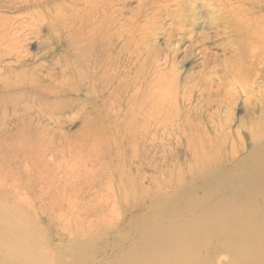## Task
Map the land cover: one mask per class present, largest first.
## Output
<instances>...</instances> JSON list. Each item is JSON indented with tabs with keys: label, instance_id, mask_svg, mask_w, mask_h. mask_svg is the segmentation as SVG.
<instances>
[{
	"label": "rangeland",
	"instance_id": "1",
	"mask_svg": "<svg viewBox=\"0 0 264 264\" xmlns=\"http://www.w3.org/2000/svg\"><path fill=\"white\" fill-rule=\"evenodd\" d=\"M94 1L96 0H0V264H51L52 261L54 262L52 264H131L132 261L133 264H179V262L182 264H264V108L262 109L264 106V87H262L264 86V64L259 60L252 61L253 59H249L245 64L248 50L243 53V47L242 51L237 46L236 48L232 47L231 44H228L229 39L226 38L224 32L220 31V27H211L207 23L204 24V20L208 18V13H210L207 5L209 2L205 0L207 3L203 0H185L184 4L180 3L179 5L173 4V0H114L117 4L115 15L119 22L116 20L117 24L114 23L108 28L110 30L120 29L118 31L122 35V40L127 41L128 33L136 40H141L145 48L144 51L149 56L151 55L154 58L153 63L157 64L154 67L155 72L161 70L169 72V78H171V80L168 79L169 82L171 81L169 85L172 84V93L176 94L172 98L170 97L169 102L172 105L168 106L167 113L164 112V116L167 118L160 114L157 118L153 117L150 122L145 121L142 117L137 116L139 114L135 108L136 101H134L136 98L132 96L135 90L132 81L133 74L129 70L132 64L127 62V52L131 43L128 41L130 44L125 48L120 45L123 41L116 44L115 41L105 48L95 47L94 51L71 46L73 44L70 42V37L79 35L78 38H85V31L88 28H91V30L98 28L100 17L95 12L93 15L90 14L91 3ZM199 1L201 2L199 3ZM263 1L260 0L261 4H264ZM215 6V4L211 5L213 11L217 12L218 6ZM193 11V20L197 23V27L193 32L196 37L198 36V43L188 48V45H190L189 39H183V34L179 31V25L181 19H187L190 16L188 13L191 12L192 15ZM53 23L57 25L54 32L52 31ZM14 24H16V27ZM160 24L161 28H159ZM250 26L249 24L248 27ZM248 27L246 35L251 34L250 38H254L256 29L252 26ZM11 29H14V31L20 29L21 36L25 37V40H22L23 45L20 49V54L24 59L20 64L19 60L22 58L18 60L11 54H9V58L5 57V34L3 33H5V30L9 33L13 32ZM202 33L208 34L207 37H201ZM240 43L242 45V42ZM233 52L237 56L236 61L240 74L244 73L241 78L239 74V79L244 85L245 79H247L246 84L251 90V95L247 94L249 92L247 87L243 91L240 84H235L232 74L230 71L227 72L231 69V64L229 65L227 60L232 58ZM241 52L243 54L239 55ZM79 55L83 57L81 56L79 59ZM107 56H110V58ZM85 57L86 59H84ZM136 60L138 63H143L140 59ZM14 70L20 72L19 77L23 76V79L20 78L21 81L18 80L19 77ZM48 74H52L53 78L59 81L61 80L59 85L55 86L45 79L44 77ZM248 79L252 81L251 84ZM5 81L9 84H5ZM30 81L32 82L30 83ZM64 82L65 85L61 86ZM49 85L57 91L53 90L54 88L51 89L52 87ZM257 89H259V95H257ZM127 107H129L128 110ZM121 120L123 121L121 122ZM38 129L40 133L36 131ZM35 132L38 134L36 135ZM96 134L98 135L96 136ZM136 135L137 138L135 139ZM27 138H29L28 144L26 143ZM149 138L151 141L148 140ZM104 139H107V142ZM100 141L102 142L100 143ZM116 141L119 143L116 144ZM90 143L95 144H93L94 149ZM202 146L204 149H201ZM116 147L117 151H115ZM211 147L213 148L210 149ZM94 150L96 152L98 150L100 153H96ZM249 150L252 151L248 152ZM41 151L43 153H40ZM231 152L234 153V156ZM256 154H258V157ZM220 155H222L221 158ZM207 156L209 160H207ZM229 156H232V159L231 157L229 159ZM214 157H216L215 161ZM14 158L15 160H13ZM121 158H123V161ZM199 163L205 165L202 166ZM126 164L129 166L127 167ZM234 164H237V166ZM195 165H200V168L195 167ZM251 166L254 167V171L251 170ZM239 167L241 168L240 171ZM255 167L261 169L258 168L257 171ZM207 168L210 173H207ZM230 169L232 170L230 171ZM87 170H89L88 173ZM220 171L222 175L225 174L226 176H222ZM234 171L237 172L232 173ZM216 173L217 175H215ZM151 175L152 177L155 175V179ZM151 181H154V183ZM237 184H239V187H236ZM242 185L245 188L247 186V188L245 189ZM232 187H235L236 190ZM213 188L219 192L217 193L216 190L212 192ZM256 188L261 191H257ZM188 189L191 191H188ZM174 190L175 192H173ZM184 192L186 195L183 194ZM159 193L164 195L160 197ZM174 193H177L176 196H178L176 197ZM202 193H205L206 196L203 195V197ZM232 193H234V196ZM19 194L22 197H19ZM172 194L174 195L171 196ZM257 194L259 195L257 196ZM187 195L191 196L192 199L197 198L192 200ZM219 195H223L224 200L222 197H218ZM168 196L173 197L172 199L175 201L169 199L170 197L167 199ZM253 196H255L256 201L255 199L252 200ZM216 198L222 203L216 201ZM249 198L252 200L251 202H249ZM69 199L71 200L69 201ZM212 199L214 202H212ZM198 200L199 202L203 200V202L199 204ZM165 202L167 205L170 202V205L167 206ZM246 202H249L247 204L253 203V205H250L255 207L259 202L257 206L261 205L262 209L260 207L254 209L253 207L251 210L249 209L251 206H246ZM171 203H174V205ZM207 203L209 205L208 209ZM239 204H243V206L240 207ZM176 205L177 207H175ZM236 205H239L238 207L243 211L237 208ZM148 206L151 208L150 210ZM244 206H246L245 209ZM166 208L167 210L169 208V212L165 210ZM215 208L216 210H214ZM221 208L223 211L222 219L220 217L219 220H215L214 217H219L217 214L222 213ZM248 209L251 210L250 212L254 211L255 214L252 212V216ZM159 210L162 211L161 214ZM230 210L236 212V214ZM223 215L227 218H224ZM228 215L232 216L231 220ZM241 218L242 220L245 219L244 225ZM225 219L226 221H224ZM142 220L143 222H140ZM255 221L258 224H254L253 227ZM247 223H251L250 226ZM130 224L132 226H129ZM195 224L198 226L194 227ZM231 224L232 226H229ZM237 224L243 226L240 227L242 229L237 228ZM138 225L141 226L138 227ZM228 226L232 227L233 230L236 227L239 232L242 231L243 233L233 231L232 228L228 229ZM261 226L263 227L261 228ZM140 229L141 231H139ZM126 230L128 231L126 232ZM206 230L211 233L215 232L213 233L215 235H209L210 233H207ZM219 230L220 232H218ZM221 230L223 231L221 232ZM231 230L232 232H230ZM217 233L220 236L227 233L225 235L227 237L223 236L221 239ZM231 234H234V238ZM149 237L153 238L150 239ZM185 237L189 239L187 241L189 243L186 242L178 246L177 243L182 242L181 240ZM224 238H228L229 241H226L230 243H226ZM219 239L223 242H220ZM135 240L139 243H136ZM130 246L134 248L130 249ZM173 247H177L176 251L172 249ZM157 248L160 251L156 250ZM151 249L152 251L156 250V252L154 251L156 254L152 252L149 257L148 254L151 253ZM145 250L147 251L145 252ZM52 252L53 256H51ZM145 253L147 255L143 256ZM24 255L27 257H23ZM188 259L190 260L187 261ZM149 260L151 261L149 262ZM161 260L162 263H160Z\"/></svg>",
	"mask_w": 264,
	"mask_h": 264
},
{
	"label": "bare ground",
	"instance_id": "2",
	"mask_svg": "<svg viewBox=\"0 0 264 264\" xmlns=\"http://www.w3.org/2000/svg\"><path fill=\"white\" fill-rule=\"evenodd\" d=\"M185 0H173L172 2H174L173 4H175V5H179L180 3L181 4H184L185 2H184ZM197 1V0H196ZM204 1V0H203ZM205 1H207V2H209V4L207 3V2H205ZM204 2L205 3H207V5L209 6V11H210V13H208V18L206 19V20H204L205 22H204V24L205 23H207L208 24V26L209 25H211V27H220L221 29H220V31H222V32H224V34L226 35V38L227 39H229V42H228V44H231V46L232 47H234V48H236V46L238 47V48H240L241 50L240 51H242V47L244 48V52L243 53H245L247 50L249 51V52H247L248 53V55H246V59H247V61H245V64H247V62H248V60L249 59H253L252 61H255V60H259L262 64H264V4H261V2H260V0H205ZM263 1V0H262ZM201 1H199V3H200ZM264 2V1H263ZM88 3V2H87ZM190 3H191V1H190ZM92 5H91V13L90 14H92L93 15V13L95 12L96 14H98L97 16L98 17H100L99 19H98V28H94V29H92L91 30V28H88L86 31H85V38H78L79 37V35H76V36H72V37H70V42L73 44V45H71L72 47H77V48H83V49H85V48H87V49H89V50H91V51H94L95 50V47H98V46H101V47H103V48H105L106 46H109V44H111V43H113V42H115V44L117 43V42H119V41H123L120 45H121V47H125V48H127L128 47V45L130 44V48H129V51L127 52L128 53V55H127V62H130L131 64H132V66L130 67V71H131V73L133 74V77H132V81L134 82V87H135V90L133 91V97L134 98H136V99H134V101H136V103H135V108H136V110H137V113L139 114V115H137V116H140V117H142L143 119H145V121H148V122H150L151 120H153V117H155V118H157V116L158 115H160V114H163V116H164V112H166V111H168L167 110V108H168V106L169 105H172V104H170V97L172 98V96L173 95H176V94H173L172 93V89H171V85H169V83L171 82H169L168 81V79L169 80H171V78H169L170 77V75H169V72L167 71V70H161V71H159V72H155V68L154 67H156V63L154 62L153 63V59L154 58H152L151 57V55L149 56L144 50H145V48H144V46H143V44H142V42H141V40H136L130 33H128L127 34V38H126V40L127 41H125V40H122V35L120 34V32L118 31V30H120V29H111V30H113V31H111L109 28H110V26L111 25H113L114 23H115V25L117 24L116 22L118 21V19H117V17H116V13H117V10H116V7H117V4L115 3V1L114 0H96V1H94V2H92L91 3ZM204 4V3H203ZM216 5L215 7H217L218 6V10H217V12L216 11H213V9H212V7H211V5ZM185 5H187V4H185ZM191 6L193 5V4H190ZM203 7V6H202ZM179 8V7H178ZM196 8V7H195ZM210 8H211V10H210ZM180 9V8H179ZM192 9H194V8H192ZM196 10V9H195ZM179 12V11H178ZM187 12V11H186ZM216 12V13H215ZM205 13V12H204ZM86 14H88V13H86ZM85 14V15H86ZM95 14V15H96ZM190 16H188L187 17V19H185L184 18V20L183 19H181V24L179 25L180 26V29H179V31H180V33L181 34H183V39H189V42H190V45H188V48L189 47H192L193 45H195V44H197L198 43V40H197V37H196V35L194 34V32H193V30L197 27V23H196V21H194L193 20V17H194V11H193V14L191 15V12H189L188 13ZM86 16H89V15H86ZM180 16V15H179ZM32 17V16H31ZM184 17V16H183ZM190 18V19H189ZM32 19V18H31ZM189 19V20H188ZM117 20V21H116ZM119 22V21H118ZM12 23V22H11ZM24 24V23H23ZM251 25L252 26V28H255L256 30H255V37L253 38V37H251L250 38V36H251V34H247L246 35V29H247V27H248V25ZM15 25V27H16V24H14ZM13 25V26H14ZM20 25V24H19ZM243 25H247V26H243ZM12 26V27H13ZM106 26V27H105ZM206 26V25H205ZM250 26V27H251ZM25 27V26H24ZM56 27H57V25L56 24H54L53 23V32L56 30ZM109 27V28H108ZM162 26H161V24H160V26H159V28H161ZM250 27H248V28H250ZM10 28V27H9ZM22 28V27H21ZM105 28V29H104ZM241 28V29H240ZM170 29V28H169ZM12 30V29H11ZM165 30V29H164ZM7 31H8V29H7ZM6 30H5V33H3V34H5V46H4V44H2L4 47H5V57H7V58H9V54H11L12 56H14L15 58H17L18 60L20 59V58H22V59H20L19 60V64H20V62L24 59L22 56H21V54H20V49L22 48V45H23V39L25 38V37H23V36H21L22 35V32H21V30L19 29V30H16V31H14V29L12 30L13 32H7ZM27 31V30H26ZM130 31V30H129ZM173 31V30H172ZM1 33H2V31H1ZM250 33H252V32H250ZM171 34V33H170ZM254 34V33H253ZM24 35V34H23ZM208 35V34H207ZM207 35H205L204 33H202L200 36L201 37H207ZM4 36V35H3ZM25 36V35H24ZM58 36V35H57ZM210 36V35H209ZM59 38V37H58ZM3 39V38H2ZM180 39L182 40V38L180 37ZM25 40V39H24ZM27 40V39H26ZM204 40V39H203ZM202 40V41H203ZM250 40V41H249ZM252 40V41H251ZM69 41V40H68ZM130 43H129V42ZM176 41V40H175ZM205 41V40H204ZM227 41V40H226ZM240 42H242V45H241V43ZM70 43V44H71ZM250 43V44H249ZM249 45H251V46H249ZM1 46V45H0ZM70 46V47H71ZM3 47V48H4ZM25 47V46H24ZM2 48V47H1ZM2 48V49H3ZM119 48V47H118ZM125 48H124V50H125ZM237 48V49H238ZM98 49V48H97ZM110 49V48H109ZM72 50V49H71ZM111 50V49H110ZM236 50V49H235ZM109 51V50H108ZM121 51V50H120ZM123 51V50H122ZM74 52V51H73ZM77 52V51H76ZM22 53H24V52H22ZM72 53V52H71ZM83 53V52H82ZM96 53V52H95ZM108 53V52H107ZM113 53V52H112ZM119 53V52H118ZM242 52H241V54H239V55H242L243 54ZM103 54V53H102ZM109 54V53H108ZM110 55V54H109ZM12 56H11V58H12ZM77 56V55H76ZM82 56V55H81ZM80 55H79V59H80V57H81ZM247 56H248V58H247ZM83 57V56H82ZM108 57V56H107ZM71 58H72V56H71ZM108 58H110V56L108 57ZM114 58V57H113ZM84 59H86V57L84 58ZM83 59V60H84ZM136 59H140V60H142L143 61V63H138V61L136 60ZM236 59H237V56L234 54V52H233V55H232V58H230L229 60H227V63L230 65L231 64V69L230 70H228L227 68H226V70H228L227 72H229L230 71V73L232 74V79L234 80V83L235 84H240V88H242V90L243 91H245L246 90V87L248 88V90H249V86L246 84V82H247V79H245V85L244 84H242V82L240 81V79H239V74H240V72H239V67H238V63H237V61H236ZM67 60V59H66ZM76 60V59H75ZM240 60V59H239ZM17 61V60H16ZM132 61V62H131ZM18 62V61H17ZM68 62V61H67ZM84 62H86V61H84ZM119 62H120V60H119ZM124 62V61H123ZM71 63H72V61H71ZM73 63H75V62H73ZM88 63V62H87ZM114 63V62H113ZM112 63V64H113ZM239 63H240V61H239ZM11 64H13V63H11ZM60 64V63H59ZM121 64V63H120ZM119 64V65H120ZM251 64V63H250ZM257 64V63H256ZM9 65V64H8ZM14 65V64H13ZM122 65V64H121ZM120 65V66H121ZM124 65V64H123ZM155 65V66H154ZM168 65V64H167ZM20 66V65H19ZM80 66V65H79ZM115 66H116V64H115ZM120 66H119V68H120ZM224 66H225V63H224ZM253 66V65H252ZM5 67H6V65H5ZM10 67V66H9ZM73 67V66H72ZM158 67V66H157ZM25 68V67H24ZM66 68V67H65ZM79 68H81V67H79ZM79 68H78V70H79ZM19 70H20V68H18ZM77 69V68H76ZM8 70V69H7ZM11 70V69H10ZM66 70V69H65ZM71 70V69H70ZM78 70H77V72H78ZM84 70V69H83ZM259 70V69H258ZM257 70V71H258ZM15 72H17V76L19 75V71H16V70H14ZM14 71H13V73H14ZM80 71V70H79ZM119 71H120V69H119ZM238 71V72H237ZM68 72H69V70H68ZM170 72H171V70H170ZM260 72V71H259ZM10 73V72H9ZM32 73V72H31ZM63 73V72H62ZM73 73V72H72ZM229 73V74H230ZM255 73H256V71H255ZM81 74H83V73H81ZM81 74H80V76H81ZM174 74V73H173ZM260 74V73H259ZM10 75H11V73H10ZM25 75V74H24ZM70 75V74H69ZM72 75V74H71ZM172 75V74H171ZM244 75V73H241L240 74V78L242 77ZM33 76V75H32ZM45 76V75H44ZM79 76V77H80ZM85 76V75H84ZM129 76V75H128ZM261 76V75H260ZM19 77V76H18ZM30 77V76H29ZM54 76L51 74V75H49L48 74V76L46 75V77H44L45 79H47V80H49L51 83H53L55 86H57V84L59 85V82L61 81H59V80H57V79H55V78H53ZM73 77V76H72ZM71 77V78H72ZM86 77V76H85ZM9 78V77H8ZM8 78H7V80H8ZM20 78L21 79H23V76H20L19 77V81H21L20 80ZM37 78V77H36ZM35 78V79H36ZM129 78V77H128ZM127 78V79H128ZM251 79H252V77H250ZM254 78V77H253ZM260 78V77H259ZM262 78H263V76H262ZM14 79H16V78H14ZM78 79H81V78H78ZM83 79V78H82ZM9 80H10V78H9ZM8 80V81H9ZM13 80V79H12ZM32 80H33V78H32ZM77 80V79H76ZM87 80V79H86ZM173 80H175V79H173ZM243 80V79H242ZM249 80V79H248ZM11 81V80H10ZM249 81H251V80H249ZM252 81H253V79H252ZM252 81L250 82V84L252 83ZM257 81V80H256ZM32 81H30V83H31ZM34 82V81H33ZM35 82H37V81H35ZM130 82V81H129ZM233 82V81H232ZM241 82V83H240ZM18 83V82H17ZM20 83V82H19ZM82 83V82H81ZM186 83V82H185ZM229 83V82H228ZM5 84H9V82H7V81H5ZM10 84H12V83H10ZM13 84H15V82H13ZM12 84V85H13ZM49 84V83H48ZM76 84V83H75ZM80 84V83H79ZM174 84H175V82H174ZM36 86H37V84H35ZM62 85H65V82L64 83H62L61 84V86ZM74 85V84H73ZM176 85H177V83H176ZM188 85V84H187ZM253 85V84H252ZM16 86V85H15ZM19 86V85H18ZM50 86V85H49ZM174 86V85H173ZM173 86H172V88H173ZM185 86V85H184ZM229 86V85H228ZM234 86V85H233ZM257 86H258V84H257ZM32 87H33V84H32ZM50 87H52L51 89H53L54 87L53 86H50ZM133 87V88H134ZM175 87V86H174ZM181 87V86H180ZM262 87H264V86H262ZM11 88V87H10ZM19 88V87H18ZM57 88V87H56ZM77 88V87H76ZM132 88V89H133ZM189 88V87H188ZM234 88V87H233ZM239 88V89H240ZM258 88V87H257ZM260 88V87H259ZM33 89V88H32ZM51 89H50V91H51ZM69 89V88H68ZM176 89V88H175ZM174 89V90H175ZM193 89V88H192ZM250 89H251V87H250ZM53 90H56L57 91V89H53ZM75 90V89H74ZM78 90H79V88H78ZM173 90V91H174ZM259 89H257L256 90V92H257V95H259L258 94V91ZM263 90V89H262ZM38 91V90H37ZM55 91V92H56ZM184 91V90H183ZM185 91H186V89H185ZM176 92V91H175ZM250 92H251V90H249V92L247 93L248 95H251L250 94ZM76 93V92H75ZM182 93V92H181ZM208 93V92H207ZM254 93V92H253ZM264 93V92H263ZM49 94H51L50 92H49ZM58 94V93H57ZM74 94V93H73ZM187 94V93H186ZM262 94V93H261ZM13 95H14V93H13ZM17 95H19V94H17ZM189 95H190V93H189ZM188 95V96H189ZM21 96H22V94H21ZM32 96V95H31ZM183 96H184V94H183ZM255 96V95H254ZM28 97V96H27ZM26 97V100L28 99ZM37 97V96H36ZM187 97V96H186ZM262 97V96H261ZM13 98H15V97H13ZM130 98V97H129ZM254 98H256V97H254ZM253 98V99H254ZM7 100H8V98H6ZM31 99V98H30ZM41 99V98H40ZM257 99V98H256ZM19 100H20V98H19ZM175 100V99H174ZM12 101V100H11ZM33 101V100H32ZM41 101H42V99H41ZM40 101V102H41ZM172 101V100H171ZM176 101V100H175ZM27 102V101H26ZM30 102V101H29ZM254 102V101H253ZM256 102V101H255ZM264 102V101H263ZM29 104V103H28ZM40 104V103H39ZM42 104V103H41ZM34 105V104H33ZM45 105V104H44ZM58 105V104H57ZM131 105V104H130ZM174 105H175V103H174ZM176 105H177V103H176ZM27 106V105H26ZM28 106H30V105H28ZM42 106V105H41ZM50 106V105H49ZM183 106V105H182ZM262 106V105H261ZM173 107V106H172ZM176 107V106H175ZM51 108V107H50ZM128 108L129 107H127V110H128ZM264 108V106L262 107V109ZM173 109V108H172ZM179 109V108H178ZM192 109V108H191ZM47 110V109H46ZM49 110H51V109H49ZM126 111V110H125ZM170 111V110H169ZM127 112V111H126ZM125 112V113H126ZM167 113V112H166ZM184 113V112H183ZM127 115V114H126ZM125 115V116H126ZM169 115V114H168ZM185 115V114H184ZM170 116V115H169ZM178 116V115H177ZM193 116V115H192ZM122 117V116H121ZM165 117V116H164ZM194 118H195V116H193ZM197 117V116H196ZM154 118V119H155ZM165 118H167V117H165ZM164 118V119H165ZM180 118V117H179ZM130 119H132V118H130ZM137 119H138V117H137ZM159 119V118H158ZM187 119H189V118H187ZM115 120H116V118H115ZM119 120V119H118ZM167 120V119H166ZM123 120H121V122H122ZM129 121V120H128ZM136 121V120H135ZM139 121V120H138ZM157 121V120H156ZM191 121V120H190ZM115 122V121H114ZM120 122V123H121ZM174 122V121H173ZM178 122V121H177ZM120 123H119V125H120ZM132 123V122H131ZM131 123H130V125H131ZM134 123H136V122H134ZM145 123H147V122H145ZM153 123V122H152ZM163 123V122H162ZM170 123V122H169ZM187 123V122H186ZM190 123V122H189ZM31 124V123H30ZM112 124V123H111ZM123 124V123H122ZM142 124H143V121H142ZM174 124V123H173ZM180 124V123H179ZM195 124V123H194ZM20 125V124H19ZM166 125V124H165ZM165 125H164V129H165ZM183 125V124H182ZM187 125V124H186ZM189 125V124H188ZM15 126H17V125H15ZM31 126H32V124H31ZM34 126V125H33ZM127 126H129V125H127ZM133 126V125H132ZM138 126V125H137ZM140 126V125H139ZM147 126V125H146ZM149 126V125H148ZM172 126V125H171ZM193 126V125H192ZM18 127V126H17ZM22 127H25V126H22ZM21 127V128H22ZM101 127V126H100ZM144 127V126H143ZM180 127V126H179ZM195 127V126H194ZM198 127H200V126H198ZM202 127V126H201ZM26 128V127H25ZM36 128V127H35ZM105 128V127H104ZM107 128V127H106ZM109 128V127H108ZM107 128V129H108ZM136 128V127H135ZM148 128V127H147ZM147 128H145V129H147ZM152 128V127H151ZM188 128H189V126H188ZM258 128H260V127H258ZM20 129V128H19ZM33 129V128H32ZM95 129V128H94ZM117 129H118V127H117ZM122 129V128H121ZM131 129H133V128H131ZM138 129V128H137ZM15 130H17V129H15ZM22 130H23V128H22ZM35 130V129H34ZM91 130V129H90ZM99 130V129H98ZM126 130V129H125ZM129 130V129H128ZM135 130V129H134ZM133 130V131H134ZM141 130V129H140ZM152 130V129H151ZM31 131V130H30ZM36 131H39V129L38 130H36ZM89 131V130H88ZM96 131H97V129H96ZM95 131V132H96ZM100 131H102V130H100ZM106 131V130H105ZM115 131V130H114ZM123 131V130H122ZM164 131V130H163ZM188 131V130H187ZM258 131V130H257ZM23 132V131H22ZM87 132V131H86ZM98 132V131H97ZM109 132H111V131H109ZM121 132V131H120ZM145 132V131H144ZM14 133V132H13ZM13 133H12V136H13ZM19 133H21V132H19ZM34 133V132H33ZM36 133V132H35ZM39 133H40V131H39ZM92 133V132H91ZM130 133H131V131H130ZM129 133V134H130ZM137 133V132H136ZM193 133H194V131H193ZM198 133V132H197ZM255 133V132H254ZM21 134H23V133H21ZM25 134V133H24ZM38 133H36V135H37ZM103 134V133H102ZM106 134H108V133H106ZM139 134V133H138ZM142 134V133H141ZM145 134V133H144ZM154 134V133H153ZM185 134V133H184ZM258 134V133H257ZM8 135V134H7ZM16 135V134H15ZM31 135V134H30ZM34 135V134H33ZM93 135H95V134H93ZM98 134H96V136H97ZM143 135V134H142ZM148 135V134H147ZM163 135H164V133H163ZM256 135V134H255ZM20 136V135H19ZM35 136V135H34ZM39 136V135H38ZM41 136V135H40ZM89 136V135H88ZM96 136H95V138H96ZM104 136V135H103ZM118 136V135H117ZM124 136V135H123ZM152 136H154V135H152ZM252 136V135H251ZM9 137V136H8ZM18 137V136H17ZM23 137V136H22ZM101 137V136H100ZM105 137V136H104ZM112 137V136H111ZM255 137H257V136H255ZM39 138V137H38ZM44 138V137H43ZM94 138V137H93ZM98 138V137H97ZM114 138V137H113ZM137 138V135H136V137H135V139ZM142 138V137H141ZM148 138V137H147ZM162 138H163V136H162ZM253 138H254V136H253ZM252 138V139H253ZM25 139V138H24ZM28 139V141L26 140V143L28 144V142H29V138H27ZM115 139V138H114ZM121 139H122V136H121ZM125 139H126V137H125ZM144 139V138H143ZM152 139V138H151ZM187 139V138H186ZM196 139H197V137H196ZM214 139V138H213ZM40 140V139H39ZM46 140V139H45ZM44 140V141H45ZM95 140H97V139H95ZM105 141L107 140V139H104ZM129 140H130V138H129ZM148 140H150V138L148 139ZM154 140V139H153ZM199 140H200V138H199ZM256 140V139H255ZM23 141V140H22ZM38 141V140H37ZM131 141V140H130ZM151 141V140H150ZM198 141V140H197ZM262 141V140H261ZM35 142H36V140H35ZM39 142V141H38ZM37 142V143H38ZM102 141H100V143H101ZM107 142V141H106ZM110 142V141H109ZM108 142V143H109ZM127 142V141H126ZM140 142V141H139ZM143 142V141H142ZM146 142V141H145ZM149 142V141H148ZM219 142V141H218ZM222 142V141H221ZM45 143V142H44ZM47 143V142H46ZM45 143V144H46ZM88 143V142H87ZM95 143V142H94ZM93 143V144H94ZM103 143H104V141H103ZM102 143V144H103ZM115 143V142H114ZM117 143H119V142H117L116 141V144ZM121 143H123V142H121ZM131 143V142H130ZM136 143V142H135ZM214 143H215V141H214ZM220 143V142H219ZM219 143H217V144H219ZM19 144V143H18ZM39 144V143H38ZM41 144H42V142H41ZM91 144V143H90ZM93 144H91L92 146H93ZM98 144V143H97ZM113 144V143H112ZM132 144H133V142H132ZM137 144V143H136ZM142 144H144V143H142ZM201 144V143H200ZM203 144H204V142H203ZM223 144V143H222ZM15 145V144H14ZM13 145V146H14ZM31 145V144H30ZM36 145V144H35ZM95 145V144H94ZM104 145V144H103ZM109 145V144H108ZM121 145V144H120ZM130 145V144H129ZM194 145V144H193ZM205 145V144H204ZM211 145V144H210ZM219 145H221V143L219 144ZM255 145H256V143H255ZM259 145H260V143H259ZM259 145H258V148H259ZM40 146V145H39ZM105 146H106V144H105ZM125 146H126V144H125ZM130 146H132V145H130ZM200 146V145H199ZM212 146V145H211ZM218 146V145H217ZM254 146V145H253ZM264 146V145H263ZM19 147V146H18ZM21 147V146H20ZM35 147V146H34ZM38 147V146H37ZM40 147H42V146H40ZM45 147V146H44ZM43 147V148H44ZM97 147V146H96ZM101 147V146H100ZM104 147V146H103ZM261 147V146H260ZM13 148V147H12ZM42 148V149H43ZM89 148H91L90 146H89ZM88 148V149H89ZM95 148V146H93V149ZM104 148H106V147H104ZM110 148H111V146H110ZM213 147H211L210 149H212ZM236 148V147H235ZM254 148V147H253ZM26 149H27V147H26ZM35 149H38V148H35ZM45 149V148H44ZM87 149V150H88ZM119 149V148H118ZM133 149V148H132ZM135 149V148H134ZM201 149H204L203 148V146H202V148ZM210 149H209V151H210ZM218 149H219V147H218ZM241 149V148H240ZM252 149V148H251ZM262 149H263V147H262ZM17 150V149H16ZM21 150V149H20ZM39 150V149H38ZM37 150V152H38V154H39V151ZM127 150H129V149H127ZM136 150H137V148H136ZM135 150V151H136ZM200 150V149H199ZM215 150V149H214ZM213 150V151H214ZM232 150L234 151V149L232 148ZM237 150V149H236ZM253 150V149H252ZM252 150H249L248 152H251ZM261 150V149H260ZM264 150V149H263ZM109 151V150H108ZM113 151H114V149H113ZM115 151H117V147H116V150ZM201 151H203V150H201ZM242 151V150H241ZM244 151H245V149H244ZM12 152V151H11ZM94 152H96V150H94ZM97 152H98V150H97ZM96 152V153H97ZM102 152V151H101ZM129 152V151H128ZM215 152V151H214ZM218 152V151H217ZM246 152V151H245ZM40 153H43V151H41ZM88 153V152H87ZM91 153V152H90ZM98 153H100V152H98ZM115 153V152H114ZM132 153V152H131ZM193 153H195L194 151H193ZM198 153V152H197ZM201 153V152H200ZM205 153H207L206 151H205ZM225 153V152H224ZM233 152H231V154H232ZM256 153V152H255ZM258 153V152H257ZM261 153H262V151H261ZM37 154V153H36ZM36 154H34V155H36ZM93 154V153H92ZM117 154V153H116ZM124 155H125V153H123ZM133 154V153H132ZM137 154V153H136ZM135 154V155H136ZM196 154V153H195ZM203 154V153H202ZM212 154H213V152H212ZM244 154V153H243ZM1 155V154H0ZM27 155V154H26ZM131 155V154H130ZM204 155V154H203ZM208 155V154H207ZM214 155V154H213ZM216 155H217V153H216ZM225 155H226V153H225ZM233 156H234V153L232 154ZM258 154H256V156H257ZM259 155H260V153H259ZM8 156V155H7ZM86 156H89V155H86ZM126 156V155H125ZM133 156V155H132ZM210 156V155H209ZM221 156L222 155H220V158H221ZM246 156V155H245ZM9 157V156H8ZM13 157V156H12ZM28 157V159H30V157L29 156H27ZM201 157V156H200ZM199 157V158H200ZM230 157H231V159H232V156H229V159H230ZM247 157H248V154H247ZM258 157V156H257ZM257 157H256V160H257ZM4 158V157H3ZM84 158H85V156H84ZM115 158H116V156H115ZM114 158V159H115ZM197 158V157H196ZM204 158V157H203ZM207 158V160H209L208 159V156L206 157ZM205 158V159H206ZM215 158L216 157H214V161H215ZM226 158V157H225ZM235 158V157H234ZM240 158V157H239ZM261 158H262V156H261ZM9 159V158H8ZM82 159V158H81ZM111 159H112V157H111ZM122 159V161H123V158H121ZM131 159V158H130ZM219 159V158H218ZM247 159V158H246ZM3 160V159H2ZM13 160H15V158L13 159ZM116 160H117V158H116ZM116 160H115V163H116ZM119 160H120V157H119ZM134 160V159H133ZM145 160V159H144ZM152 160V159H151ZM207 160H205V161H207ZM211 160V159H210ZM221 160V159H220ZM224 160V159H223ZM238 160V159H237ZM20 161V160H19ZM112 161V160H111ZM130 161V160H129ZM137 161V160H136ZM149 161H150V159H149ZM149 161H148V163H149ZM193 161V160H192ZM200 161H201V163H202V160L200 159ZM252 161V160H251ZM4 162V161H3ZM75 162V161H74ZM119 162V161H118ZM138 162V161H137ZM191 162V161H190ZM220 162V161H219ZM231 162V161H230ZM239 162H241V161H239ZM245 162V161H244ZM7 163H8V161H7ZM112 163V162H111ZM131 163V162H130ZM186 163V162H185ZM184 163V164H185ZM194 163V162H193ZM196 163V162H195ZM194 163V164H195ZM201 163H199V164H201ZM209 163V162H208ZM258 163V162H257ZM12 164H13V162H12ZM124 164V163H123ZM133 164V163H132ZM135 164V163H134ZM139 164V163H138ZM191 164V163H190ZM215 164H216V162H215ZM227 164V163H226ZM231 164V163H230ZM233 164V163H232ZM74 165V164H73ZM127 165V164H126ZM202 165V164H201ZM203 165H205V164H203ZM202 165V166H203ZM234 165H236L237 166V164H234ZM240 165V164H239ZM242 165V164H241ZM248 165H249V163H248ZM252 165H254V164H252ZM5 166V165H4ZM15 166H16V164H15ZM129 165H127V167H128ZM152 166H153V164H152ZM197 165H195V167H196ZM200 166V165H199ZM199 166H197V168L199 167ZM202 166H201V168H202ZM214 166V165H213ZM229 166V165H228ZM245 166V165H244ZM256 167H257V164L255 165ZM2 167V166H1ZM120 167H122V166H120ZM124 167H125V165H124ZM146 167V166H145ZM149 167V166H148ZM181 167H182V165H181ZM189 167V166H188ZM192 167V166H191ZM207 167V166H206ZM209 167H211V166H209ZM216 167V166H215ZM230 167V166H229ZM242 167V166H241ZM255 167V168H256ZM6 168V167H5ZM26 168V167H25ZM141 168V167H140ZM200 168V167H199ZM224 168V167H223ZM226 168V167H225ZM233 168V167H232ZM245 168V167H244ZM247 168H249L248 166H247ZM251 168V170H253L254 171V167H250ZM258 168H260V167H258ZM258 168H256L257 169V171H258ZM6 169H10V168H6ZM6 169H5V172H6ZM118 169H120V168H118ZM125 169V168H124ZM136 169V168H135ZM134 169V170H135ZM181 169V168H180ZM189 169V168H188ZM228 169V168H227ZM240 167H239V171H240ZM261 169V168H260ZM1 170H2V168H1ZM16 170V169H15ZM117 170V169H116ZM122 170V169H121ZM184 170V169H183ZM192 170V169H191ZM199 170V169H198ZM207 170H208V168H207ZM211 170H212V168H211ZM214 170V169H213ZM216 170V169H215ZM226 170V169H225ZM232 169H230V171H231ZM248 170V169H247ZM11 171V170H10ZM88 171L89 170H87V173H88ZM156 171V170H155ZM182 171V170H181ZM196 171V170H195ZM205 171V170H204ZM243 171V170H242ZM246 171V170H245ZM250 171V170H249ZM252 171V172H253ZM262 171V170H261ZM261 171H259L260 173H262ZM114 172V171H113ZM125 172V171H124ZM160 172V171H159ZM190 172V171H189ZM209 172V170L207 171V173ZM214 172V171H213ZM216 172V171H215ZM237 172V171H236ZM235 171L234 172H232V173H236ZM248 172V171H247ZM251 172V173H252ZM258 172V173H259ZM4 173V172H3ZM86 173V174H87ZM90 173V172H89ZM135 173V172H134ZM139 173V172H138ZM143 173H144V171H143ZM210 173V172H209ZM250 173V174H251ZM260 173H259V175H260ZM10 174H11V172H10ZM18 174V173H17ZM115 174H117V173H115ZM129 174V173H128ZM136 174V173H135ZM157 174V173H156ZM186 174V173H185ZM220 174H221V171H220ZM238 174V173H237ZM7 175V174H6ZM14 175V174H13ZM46 175V174H45ZM139 175V174H138ZM149 175H150V173H149ZM152 175H153V173H152ZM152 175H151V177H152ZM215 175H217V173L215 174ZM222 175V174H221ZM221 175H220V177H221ZM242 175V174H241ZM248 175V174H247ZM255 175H256V173H255ZM140 176V175H139ZM139 176H138V178H139ZM155 176V175H154ZM153 176V177H154ZM179 176V175H178ZM181 176H182V174H181ZM222 176H226L225 174L224 175H222ZM238 176V175H237ZM246 176V175H245ZM251 176V175H250ZM254 176V175H253ZM263 176V175H262ZM110 177V176H109ZM113 177V176H112ZM120 177H121V175H120ZM125 177L127 178V176L125 175ZM143 177H144V175H143ZM143 177H142V180H143ZM152 177V178H153ZM182 177H184V176H182ZM196 177H197V175H196ZM207 177V176H206ZM230 177H231V175H230ZM235 177H236V175H235ZM234 177V178H235ZM264 177V176H263ZM8 178H9V176H8ZM125 178V179H126ZM191 178V177H190ZM199 178V177H198ZM222 178V177H221ZM242 178V177H241ZM247 178V177H246ZM1 179H2V177H1ZM129 179H130V175H129ZM140 179V178H139ZM146 179V178H145ZM151 179V178H150ZM154 179H155V177H154ZM184 179H185V177H184ZM194 179H196V178H194ZM209 179V178H208ZM240 179V178H239ZM238 179V180H239ZM248 179V178H247ZM258 179V178H257ZM11 180V179H10ZM133 180V179H132ZM157 180V179H156ZM187 180V179H186ZM198 180V179H197ZM207 180V179H206ZM213 180V179H212ZM227 180H228V178H227ZM227 180H226V182H227ZM237 180V181H238ZM243 180V179H242ZM249 180V179H248ZM5 181V180H4ZM138 181V180H137ZM147 181V180H146ZM247 181V180H246ZM250 181V180H249ZM2 182V181H1ZM7 182H8V180H7ZM12 182H13V180H12ZM11 182V183H12ZM15 182V181H14ZM18 182V181H17ZM68 182V181H67ZM133 182H135V181H133ZM149 182V181H148ZM152 182V181H151ZM168 182V181H167ZM170 182V181H169ZM181 182V181H180ZM185 182V181H184ZM194 183H195V181H193ZM201 182V181H200ZM218 182V181H217ZM243 182V181H242ZM261 182V181H260ZM11 183H10V185H11ZM65 183V182H64ZM152 183H154V181L152 182ZM157 183V182H156ZM177 183V182H176ZM187 183V182H186ZM185 183V184H186ZM191 183V182H190ZM215 183H216V181H215ZM219 183V182H218ZM241 183V182H240ZM243 183H245V182H243ZM242 183V184H243ZM246 183H248V182H246ZM250 183H252L251 181H250ZM258 183V182H257ZM13 184V183H12ZM17 184V183H16ZM67 184V183H66ZM123 184V183H122ZM178 184V183H177ZM193 184V183H192ZM202 184H203V182H202ZM202 184H200V185H202ZM211 184H213L212 182H211ZM211 184L209 185L210 186V188H211ZM260 184V183H259ZM6 185V184H5ZM7 185H8V183H7ZM23 185V184H22ZM129 185H131V184H129ZM139 185H140V182H139ZM149 185V184H148ZM180 185H181V183H180ZM197 185V184H196ZM217 185V184H216ZM238 186H236V187H239V184H237ZM246 185V184H245ZM251 185V184H250ZM3 186V185H2ZM147 186V185H146ZM157 186H159V185H157ZM186 186V185H185ZM184 186V187H185ZM190 186V185H189ZM215 186V185H214ZM225 186V185H224ZM242 186H244V185H242ZM259 186V185H258ZM7 187V186H6ZM128 187V186H127ZM139 187V186H138ZM149 187V186H148ZM164 187V186H163ZM175 187V186H174ZM179 187V186H178ZM188 187V186H187ZM193 187V186H192ZM217 187V186H216ZM215 187V188H216ZM260 187V186H259ZM15 188V187H14ZM146 188V187H145ZM165 188V187H164ZM172 188H173V186H172ZM207 188H209V187H207ZM218 188V187H217ZM223 188V187H222ZM233 188V187H232ZM235 188V187H234ZM233 188V189H234ZM243 188V187H242ZM244 188H245V186H244ZM246 188H247V186H246ZM245 188V189H246ZM251 188H252V186H251ZM258 188V187H257ZM257 188H256V190H257ZM262 188V187H261ZM264 188V187H263ZM140 189V188H139ZM141 189H142V186H141ZM140 189V190H141ZM185 189H186V187H185ZM185 189H184V191H185ZM190 189H191V187H190ZM195 189V188H194ZM197 189V188H196ZM201 189V188H200ZM219 189V188H218ZM228 189V188H227ZM232 189V190H233ZM150 190V189H149ZM148 190V191H149ZM155 190H156V188H155ZM180 190V189H179ZM178 190V191H179ZM198 190V189H197ZM196 190V191H197ZM216 190V189H215ZM214 190V188H213V190H212V192L213 191H215ZM220 190H221V188H220ZM224 190V189H223ZM231 190V189H230ZM235 190H236V188H235ZM259 191H261L260 189H258ZM257 190V191H258ZM130 191V190H129ZM142 191V190H141ZM188 191H191V190H189L188 189ZM187 191V192H188ZM196 191H194L195 193H196ZM207 191H208V189H207ZM234 191V190H233ZM262 191H263V189H262ZM146 192V191H145ZM173 192H175V190L173 191ZM193 192V191H192ZM211 192V191H210ZM216 192H217V190H216ZM219 192V191H218ZM217 192V193H218ZM235 192V191H234ZM247 192V191H246ZM253 192H254V190H253ZM252 192V193H253ZM264 192V191H263ZM146 193H148V192H146ZM151 193V192H150ZM158 193V192H157ZM189 193V192H188ZM216 193V194H217ZM225 193H226V191H225ZM244 193H245V191H244ZM258 193H261V192H258ZM143 194V193H142ZM162 195H164L163 193H161ZM175 194V193H174ZM174 194H172L171 196H173ZM177 194V193H176ZM176 194H175V196H176ZM179 194V193H178ZM183 194H185V192L183 193ZM220 194V193H219ZM222 194V193H221ZM234 193H232V195H233ZM254 194V193H253ZM256 194V193H255ZM262 194V193H261ZM138 195V194H137ZM153 195V194H152ZM160 197L162 196V195H160V193L158 194ZM186 195V194H185ZM203 195H205L206 196V194L204 193H202V196ZM251 195V194H250ZM259 194H257V196H258ZM21 195L19 194V197H20ZM139 196V195H138ZM155 196V195H154ZM153 196V197H154ZM174 196V197H175ZM178 196V195H177ZM176 196V197H177ZM179 196H180V194H179ZM189 198H191L192 199V197L191 196H189V195H187ZM196 196V195H195ZM223 196V195H222ZM222 196H218V197H222ZM234 196V195H233ZM238 196V195H237ZM252 196V195H251ZM22 197V196H21ZM31 197V196H30ZM63 197H64V195H63ZM63 197H62V199H63ZM70 197H72V196H70ZM143 197V196H142ZM152 197V196H151ZM170 196H168L167 197V199L169 198ZM193 197H194V195H193ZM204 197V196H203ZM202 197V198H203ZM217 197V198H218ZM232 197V196H231ZM236 197V196H235ZM25 198V197H24ZM68 198V197H67ZM66 198V199H67ZM134 198V197H133ZM155 198H157L156 196H155ZM173 198V197H172ZM171 197L169 198V199H171V200H173V201H175L174 199H172ZM185 198V197H184ZM197 198V197H196ZM196 198H193L194 200H196ZM206 198V197H205ZM216 198V201H220V200H218ZM223 198V200H224V197H222ZM251 199H252V197H250ZM250 198L248 199L249 200V202H251L252 200H254L255 199V196H253V199L252 200H250ZM258 198V197H257ZM262 198H263V196H262ZM35 199V198H34ZM73 199V198H72ZM141 199V198H140ZM154 199V198H153ZM158 199H159V197H158ZM164 199V198H163ZM166 199V201L168 202V200ZM192 199V200H193ZM199 199H201V198H199ZM26 200V199H25ZM71 199H69V201H70ZM142 200V199H141ZM151 200V199H150ZM162 200V199H161ZM226 200V199H225ZM239 200V199H238ZM237 200V201H238ZM247 200V199H246ZM247 200V201H248ZM258 200V199H257ZM62 201V200H61ZM178 201H180V200H178ZM206 201H207V199H206ZM210 201V200H209ZM242 201H243V199H242ZM255 201H256V199H255ZM255 201H253L254 203H255ZM262 201H263V199H262ZM60 202V201H59ZM64 202V201H63ZM142 202V201H141ZM148 202V201H147ZM154 202H156V200H154ZM161 203H162V201H160ZM197 202H199V200L197 201ZM200 202H203V200L202 201H200ZM200 202H199V204H200ZM212 202H214V200L212 199ZM221 202V201H220ZM225 202V201H224ZM239 202V201H238ZM249 202H246V204L247 203H249ZM67 203V202H66ZM159 203V202H158ZM161 203H159V204H161ZM166 203V202H165ZM164 203V204H165ZM181 203V202H180ZM206 203V202H205ZM222 203V202H221ZM235 203V202H234ZM261 203V202H260ZM60 204V203H59ZM151 204V203H150ZM149 204V205H150ZM157 204V203H156ZM169 205H170V202L168 203ZM171 204H173L174 205V203H171ZM201 204H204V203H201ZM213 204V203H212ZM219 204V203H218ZM229 207H230V205L228 204V203H226ZM238 204V203H237ZM250 204H252L253 205V203H250ZM250 204H247L246 206H248V205H250ZM259 204V202H257V205ZM263 204H264V201H263ZM158 205V204H157ZM166 205H167V203H166ZM169 205H167V206H169ZM181 205V204H180ZM235 205V204H234ZM240 205V207L241 206H243V204H239ZM238 205V206H239ZM244 205H245V203H244ZM256 205V207H260V206H257ZM11 206V205H10ZM55 206V205H54ZM57 206V205H56ZM126 206H127V204H126ZM208 203H207V209H208ZM213 206V205H212ZM237 205H236V207L237 208H239V209H241L240 207H238ZM246 206H244V209L246 208ZM251 206V205H250ZM145 207V206H144ZM155 207V206H154ZM161 207H163L162 205H161ZM166 207V206H165ZM164 207V208H165ZM175 207H177V205L175 206ZM175 207L173 206V208L175 209ZM202 207V206H201ZM204 207V206H203ZM216 207H217V205H216ZM227 207V206H226ZM228 207V209H230ZM253 207H254V209H256V207L255 206H251L250 208L249 207H247V208H249V209H253ZM263 207H264V205H263ZM157 208V207H156ZM170 209H171V207H169ZM169 208H168V210H167V208L165 209L166 211H168L169 212ZM179 208V207H178ZM177 208V209H178ZM219 208V207H218ZM236 208V209H237ZM148 209L150 210L151 208H149V206H148ZM147 209V210H148ZM159 209V208H158ZM225 209V208H224ZM227 209V208H226ZM232 209H233V206H232ZM238 209V210H239ZM248 209V210H249ZM260 209H262L261 207H260ZM259 209V212L261 211ZM156 210V209H155ZM161 210H163V209H161ZM173 210V209H172ZM214 210H216V208L214 209ZM221 211H222V208L220 209ZM220 210H218V211H220ZM247 210V211H248ZM251 210H249V212L251 211ZM258 210V209H257ZM257 210H256V212H257ZM9 211V210H8ZM165 211V212H166ZM227 211V213H228V210H226ZM231 211V210H230ZM241 211H243V209H241ZM240 211V212H241ZM245 211V210H244ZM152 212V211H151ZM155 212V211H154ZM159 212H160V214H161V212L162 211H160L159 210ZM232 212V211H231ZM234 212V211H233ZM232 212V213H233ZM240 212H238V213H240ZM248 212V213H249ZM252 212H254V211H252ZM252 212H250V214H252ZM263 212V211H262ZM146 213V212H145ZM148 213V212H147ZM153 213V212H152ZM152 213H151V215H152ZM164 213V212H163ZM162 213V214H163ZM217 213H219V212H217ZM216 213V214H217ZM227 213H225V215H227ZM235 214H236V212H234ZM247 213V212H246ZM258 213V212H257ZM256 213V214H257ZM261 213V212H260ZM130 214V213H129ZM157 214H158V212H157ZM159 214V215H160ZM223 214V211H222V213H220L219 215L217 214V216H219V217H214L215 218V220L217 219V220H219V218L221 217V215ZM228 214H230V213H228ZM234 214V215H235ZM240 214H242V213H240ZM240 214H239V216H240ZM244 214V213H243ZM254 214H255V212H254ZM35 215V214H34ZM148 215H150L149 213H148ZM210 215V214H209ZM233 215V216H234ZM246 215V214H245ZM261 216H262V214H260ZM43 216V215H42ZM154 216V215H153ZM155 216H156V214H155ZM154 216V217H155ZM162 216V215H161ZM214 216H216V215H214ZM224 216V215H223ZM244 216V215H243ZM252 216H253V214H252ZM256 216V215H255ZM264 216V215H263ZM13 217V216H12ZM27 217V216H26ZM37 217V216H36ZM143 217V216H142ZM141 217V218H142ZM145 217V216H144ZM143 217V218H144ZM148 217V216H147ZM160 217V216H159ZM227 218V216H224V218ZM228 217H229V219L231 220V218H232V216L230 217L229 215H228ZM251 217V216H250ZM14 218V217H13ZM16 218V217H15ZM142 218V219H143ZM156 218V217H155ZM212 218V217H211ZM223 218V219H224ZM235 218V217H234ZM254 218V217H253ZM262 218V217H261ZM264 218V217H263ZM146 219H148V218H146ZM159 219V218H158ZM158 219H155V220H158ZM208 219V218H207ZM221 219H222V217H221ZM220 219V220H221ZM250 219V218H249ZM154 220V221H155ZM245 220V219H244ZM244 220H242V218H241V221H243L242 222V224L244 225ZM17 221H18V219H17ZM124 221V220H123ZM148 221V220H147ZM194 221V220H193ZM224 221H226V219L224 220ZM257 221H258V219H257ZM19 222V221H18ZM140 222H143V220L142 221H140ZM144 222H145V220H144ZM219 222V221H218ZM249 222V221H248ZM252 222V221H251ZM254 222V221H253ZM256 222V221H255ZM138 223H139V221H138ZM147 223V222H146ZM149 223V222H148ZM193 223V222H192ZM204 223V222H203ZM214 223V222H213ZM216 223H217V221H216ZM222 223V222H221ZM220 223V224H221ZM237 223V222H236ZM262 223V222H261ZM11 224V223H10ZM22 224V223H21ZM123 224V223H122ZM126 224H127V222H126ZM133 224V223H132ZM144 224V223H143ZM190 224V223H189ZM208 224H210V223H208ZM219 224V225H220ZM225 224H227V223H225ZM228 224H229V221H228ZM240 224V223H239ZM246 224V223H245ZM248 224V223H247ZM249 224H251V223H249ZM248 224V225H249ZM254 224L255 225H257L258 223L256 222V223H253V227H254ZM135 226H136V224H134ZM142 225V224H141ZM141 225H138V227L139 226H141ZM188 225V224H187ZM217 225V224H216ZM241 225V224H240ZM262 225V224H261ZM129 226H132L131 224L129 225ZM144 226V225H143ZM142 226V227H143ZM198 225H196L195 224V226L194 227H197ZM203 226H204V224H203ZM229 226H232V224L231 225H229ZM228 226V227H229ZM233 226H235V225H233ZM236 226H238V224L236 225ZM250 226V225H249ZM263 226H264V224H263ZM263 226H261V228L263 227ZM240 227H243V226H238L237 228H240ZM245 227V226H244ZM252 227V226H251ZM250 227V228H251ZM25 228V227H24ZM122 228V227H121ZM145 228V227H144ZM206 228H208V227H206ZM216 228V227H215ZM230 228H232V227H229L228 229H230ZM236 228V227H235ZM234 228V230L235 231H238L239 232V230L236 228L235 229ZM255 228H257V226H255ZM254 228V229H255ZM129 229V228H128ZM136 229V228H135ZM200 229V228H199ZM224 229V228H223ZM240 229H242V228H240ZM260 229V228H259ZM31 230V229H30ZM137 231H138V229H136ZM204 230H205V228H204ZM208 230V229H207ZM207 230H206V232H207ZM210 230V229H209ZM211 230H213V229H211ZM232 230H233V228H232ZM232 230L230 231V232H232ZM233 230V231H234ZM244 230V229H243ZM257 230V229H256ZM255 230V231H256ZM128 230H126V232H127ZM139 231H141V229L139 230ZM191 231H194V230H191ZM223 230H221V232H222ZM227 231H229V230H227ZM255 231H254V233H255ZM123 232V231H122ZM130 232V231H129ZM203 232V231H202ZM218 232H220V230L218 231ZM226 232V231H225ZM240 232H242V231H240ZM239 232V233H240ZM16 233V232H15ZM119 233V232H118ZM192 233V232H191ZM205 233V232H204ZM207 233H210L209 235H215V234H213V233H215V232H213V233H211V232H207ZM236 233V232H235ZM234 233V234H235ZM243 233V232H242ZM248 233V232H247ZM123 234V233H122ZM234 234H231L232 235V237L234 236ZM256 234V233H255ZM16 235H17V233H16ZM106 235V234H105ZM124 235H126L125 233H124ZM129 235V234H128ZM182 235V234H181ZM183 235H184V233H183ZM182 235V236H183ZM217 235H219L218 233H217ZM225 235H227V233L226 234H222L220 237H221V239H222V237L223 236H225ZM175 236V235H174ZM192 236V235H191ZM203 236V235H202ZM235 236H238V235H235ZM251 236V235H250ZM261 236H262V234H261ZM120 237H121V234H120ZM130 237V236H129ZM189 237V236H188ZM211 237V236H210ZM225 237H227V236H225ZM230 237V236H229ZM228 237V238H229ZM123 238H124V236H123ZM128 238V237H127ZM146 238V237H145ZM150 239H152L151 237H149ZM212 238L214 239V237L212 236ZM212 238H210V239H212ZM228 238H224V240L226 241V240H228ZM234 238V237H233ZM148 239V238H147ZM146 239V240H147ZM229 239H231V238H229ZM119 240H120V238H119ZM189 239H186V237L185 238H183L181 241L182 242H179V243H177V245L179 246V245H181V244H183V243H186L187 241H188ZM193 240H197V239H193ZM239 240V239H238ZM3 241V240H2ZM25 241V240H24ZM133 241V240H132ZM131 241V242H132ZM142 241H143V239H142ZM163 241V240H162ZM166 241V240H165ZM219 241L221 242L222 240H220L219 239ZM225 241H224V243H225ZM229 241V240H228ZM233 241H235V240H233ZM240 241V240H239ZM241 241H242V239H241ZM108 242V241H107ZM129 242V241H128ZM131 242H130V244H131ZM135 242H136V240H135ZM138 242V241H137ZM136 242V243H137ZM146 242V241H145ZM150 242V241H149ZM148 242V243H149ZM152 242H154V241H152ZM209 242V241H208ZM215 242V241H214ZM223 242V241H222ZM66 243H67V241H66ZM133 243V242H132ZM139 243V242H138ZM142 243V242H141ZM144 243V242H143ZM155 243V242H154ZM158 243V242H157ZM162 243V242H161ZM160 243V244H161ZM164 243V242H163ZM187 243H189V242H187ZM226 243H230V242H227L226 241ZM241 243V242H240ZM239 243V244H240ZM243 243V242H242ZM241 243V244H242ZM251 243V242H250ZM4 244V243H3ZM10 244V243H9ZM153 244V243H152ZM210 244H213V243H210ZM218 244H221V243H219L218 242ZM235 244V243H234ZM1 245V244H0ZM69 245H71V244H69ZM128 245H129V243H128ZM147 245H149V244H147ZM146 245V246H147ZM153 245H155V244H153ZM214 245V244H213ZM227 245V244H226ZM236 245V244H235ZM12 246V245H11ZM216 246V245H215ZM221 246H222V244H221ZM220 246V247H221ZM231 246H232V242H231ZM6 247H7V245H6ZM62 247H63V244H62ZM137 247V246H136ZM150 247V246H149ZM153 248H154V246H152ZM158 247V246H157ZM191 247V246H190ZM225 247V246H224ZM238 247V246H237ZM243 247V246H242ZM10 248V247H9ZM127 248V247H126ZM131 248H134V247H131L130 246V249ZM141 248V247H140ZM179 248V247H178ZM226 248V247H225ZM232 248V247H231ZM248 248V247H247ZM22 249V248H21ZM28 249V248H27ZM36 249V248H35ZM60 249V248H59ZM149 249V248H148ZM155 249V248H154ZM173 250H175L176 251V249H177V247H173L172 248ZM188 249V248H187ZM190 249V248H189ZM188 249V250H189ZM233 249L235 250V248L233 247ZM238 249H239V247H238ZM252 249V248H251ZM257 249V248H256ZM7 249L5 248V252L7 253V251H6ZM11 250V249H10ZM17 250V249H16ZM58 250V249H57ZM68 250V249H67ZM127 250V249H126ZM141 250H143V249H141ZM140 250V251H141ZM156 250H158V248L156 249ZM156 250H154L155 252H156ZM12 251H13V247H12ZM18 251V250H17ZM56 251V250H55ZM70 252H73V251H71V250H69ZM136 251V250H135ZM147 250H145V252H146ZM154 251H152V249H151V253L150 254H148L149 255V257H150V255L152 254V252L154 253V254H156ZM158 251H160V250H158ZM163 251H164V249H163ZM175 251H173V252H175ZM231 251V250H230ZM14 252V251H13ZM12 252V253H13ZM32 252V251H31ZM51 252V251H50ZM128 252V251H127ZM150 252V251H149ZM172 252V253H173ZM27 253H29V252H27ZM48 253V252H47ZM57 253V252H56ZM15 254V253H14ZM17 254H18V252H17ZM17 254H16V256H17ZM58 254H60V253H58ZM158 254V253H157ZM160 254V253H159ZM158 254V255H159ZM171 254V253H170ZM233 254V253H232ZM2 255H3V253H2ZM18 255H20L21 256V254L19 253ZM39 255V254H38ZM44 255V254H43ZM144 255H147V253H145V254H143V256ZM185 255V254H184ZM187 255V254H186ZM246 255V254H245ZM0 256H1V253H0ZM10 256V255H9ZM8 256V257H9ZM51 256H53V252H52V255ZM142 256V255H141ZM19 257V256H18ZM23 257H27V256H23ZM34 257V255L32 256V258ZM67 257V256H66ZM88 257V256H87ZM134 257V256H133ZM132 257V258H133ZM137 257V256H136ZM149 257H147V259H149ZM68 258V257H67ZM66 258V259H67ZM135 258V257H134ZM133 258V259H134ZM151 258H154V257H151ZM168 258H170L169 256H168ZM175 258V257H174ZM3 259V258H2ZM52 259V258H51ZM50 259V261H52ZM137 259V258H136ZM139 259V258H138ZM177 259H178V257H177ZM185 259H187V258H185ZM250 259V258H249ZM16 260H17V258H16ZM23 260V259H22ZM44 260V259H43ZM152 260V259H151ZM151 260H149V262L151 261ZM158 260V259H157ZM159 260H160V258H159ZM165 260V259H164ZM180 260H182V259H180ZM190 259H188L187 261H189ZM192 260V259H191ZM252 260V259H251ZM25 261V260H24ZM138 261H140V260H138ZM137 261V262H138ZM167 261V260H166ZM197 261H198V259H197ZM34 262V261H33ZM53 262V261H52ZM52 262H51V264H52ZM154 262V261H153ZM160 262V261H159ZM184 262V261H183ZM192 262V261H191ZM54 263V262H53ZM93 263H95V262H93ZM131 263V262H130ZM134 262L132 261V263L131 264H133ZM160 263H162V260H161V262ZM181 262H179V264H180ZM231 263V262H230ZM4 264V263H3ZM136 264V263H135ZM154 264V263H153ZM166 264V263H165ZM182 264V263H181ZM187 264V263H186ZM225 264V263H224Z\"/></svg>",
	"mask_w": 264,
	"mask_h": 264
}]
</instances>
